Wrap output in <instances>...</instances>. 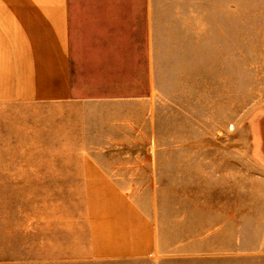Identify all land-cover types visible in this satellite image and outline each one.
<instances>
[{
	"label": "rangeland",
	"instance_id": "rangeland-1",
	"mask_svg": "<svg viewBox=\"0 0 264 264\" xmlns=\"http://www.w3.org/2000/svg\"><path fill=\"white\" fill-rule=\"evenodd\" d=\"M132 33L108 83L134 95L147 87V66ZM155 48L153 98L8 114L0 168L78 164L92 150L130 195L161 209L172 243L185 239L176 225L219 226L192 238L214 251L206 262L264 264V0H157ZM107 71L89 84L107 82ZM24 191L0 183L1 237L18 233Z\"/></svg>",
	"mask_w": 264,
	"mask_h": 264
},
{
	"label": "crops",
	"instance_id": "crops-1",
	"mask_svg": "<svg viewBox=\"0 0 264 264\" xmlns=\"http://www.w3.org/2000/svg\"><path fill=\"white\" fill-rule=\"evenodd\" d=\"M156 28L157 0H0V124L21 109L153 98ZM125 30L137 31L129 43L147 66V87L134 95L108 83L123 60ZM105 70L107 82L89 84ZM79 153L78 164L0 168V183L25 190L18 233L0 235V264H209L214 251L192 238L217 235L219 226L205 234L203 225L188 233L176 225L185 239L172 243L158 206L130 195L94 151ZM76 154L72 148L66 155ZM232 247L235 256V241Z\"/></svg>",
	"mask_w": 264,
	"mask_h": 264
}]
</instances>
